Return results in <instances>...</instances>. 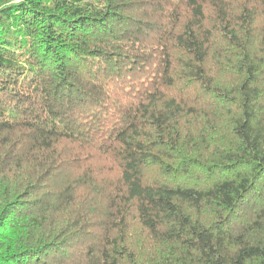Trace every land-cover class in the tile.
<instances>
[{
    "label": "trees",
    "instance_id": "1",
    "mask_svg": "<svg viewBox=\"0 0 264 264\" xmlns=\"http://www.w3.org/2000/svg\"><path fill=\"white\" fill-rule=\"evenodd\" d=\"M0 264H264V0H0Z\"/></svg>",
    "mask_w": 264,
    "mask_h": 264
}]
</instances>
